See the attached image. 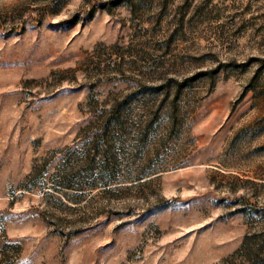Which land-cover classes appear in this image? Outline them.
Returning <instances> with one entry per match:
<instances>
[{"label": "rangeland", "instance_id": "374dc122", "mask_svg": "<svg viewBox=\"0 0 264 264\" xmlns=\"http://www.w3.org/2000/svg\"><path fill=\"white\" fill-rule=\"evenodd\" d=\"M0 264H264V0H0Z\"/></svg>", "mask_w": 264, "mask_h": 264}, {"label": "trees", "instance_id": "16d2710c", "mask_svg": "<svg viewBox=\"0 0 264 264\" xmlns=\"http://www.w3.org/2000/svg\"><path fill=\"white\" fill-rule=\"evenodd\" d=\"M121 108L122 105L118 103L117 105H114L109 111H103L104 114H102L101 116L102 119H104V124H103L104 131L102 133V136L101 137H98L99 135L94 136L92 141H90L91 144L93 145L92 149H94V151L97 150L99 146V142H101L102 140L105 141L104 142L105 145L106 143L109 142L110 139L107 137L108 134L117 133L125 125V117L122 116ZM107 131L108 133H106ZM94 157L95 156L93 155V157L90 158L88 165H86L87 171L85 172V174L87 175L81 179H84V181L91 186L90 189H97L100 187L104 188L107 185H111V183L115 182V180H113L111 174H109V167L107 166L108 161L105 160L107 157L105 156V159H103L101 162L96 161ZM71 162L72 160L70 157L66 162V167L70 165ZM33 169H34L33 172L37 171L35 170V168ZM55 175H53V177ZM77 175L80 176L81 172L78 171L77 174L67 173V175L65 174L64 177L58 178V182L60 183V185H57V187L54 185L57 191L63 192L64 188L69 190L71 188L74 189L75 187L74 183L76 180L73 181L72 178ZM103 181H105L104 182L105 184H103ZM99 184L102 186H100ZM75 190L77 189L75 188ZM75 203H80V201H76Z\"/></svg>", "mask_w": 264, "mask_h": 264}]
</instances>
